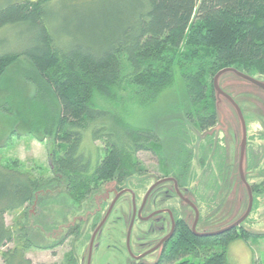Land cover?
Here are the masks:
<instances>
[{
    "label": "trees",
    "instance_id": "trees-1",
    "mask_svg": "<svg viewBox=\"0 0 264 264\" xmlns=\"http://www.w3.org/2000/svg\"><path fill=\"white\" fill-rule=\"evenodd\" d=\"M49 3L13 1L0 8V32L18 36L14 49L0 53V83L15 64L27 72L34 86L29 103L38 120L30 133L54 145L52 177L27 176L18 167L4 166L17 174L0 178V252L5 264H31L25 256L32 246L29 207L37 200L43 204L45 194L57 186L68 194L70 206L79 209L105 183L116 181L124 189L129 178L146 175L137 157L140 151L157 155L162 177H174L181 188L195 178L191 166L175 159L178 154L166 161L154 130L128 125L113 111L98 107L96 94L115 98L118 89L129 90L142 100H154L178 69L188 97L185 114L205 129L218 121L213 81L218 71L233 67L253 77L264 73V0H91L88 22L72 28L67 24L62 33L49 22ZM25 30L27 36L20 37ZM11 100L9 95L12 107ZM107 120L114 126L107 127ZM87 133L92 143L103 142L104 156L98 148L95 155L82 150ZM177 133L180 128L172 130ZM210 177L217 187L215 171ZM251 187L256 205L264 185ZM19 209L24 218L14 227L6 225L5 214ZM172 212L174 236L154 264H229L233 241L248 243L252 236L263 235L243 223L217 235L198 236L175 206ZM8 243L16 246L2 250ZM67 258L78 260L73 252Z\"/></svg>",
    "mask_w": 264,
    "mask_h": 264
},
{
    "label": "rangeland",
    "instance_id": "rangeland-1",
    "mask_svg": "<svg viewBox=\"0 0 264 264\" xmlns=\"http://www.w3.org/2000/svg\"><path fill=\"white\" fill-rule=\"evenodd\" d=\"M13 1L23 0H0V8ZM90 3L91 0H50L49 22L61 33L66 29L67 24L69 28L86 24L89 20ZM24 34L20 37L27 36L26 30ZM17 37V34L9 30L0 32V41L5 40L0 45V53L14 49L13 41ZM26 76L27 72L15 64L5 82L0 83V178L2 175H17L16 171H9L4 166L18 167L25 171L27 176L31 175V172L36 176H54L51 163L54 148L52 140L40 141L30 133L33 126L38 124V120L36 121L33 114L34 106L29 103L32 101L34 86ZM254 77L264 83V73ZM219 86L222 92L239 106L245 120L246 180L251 185L260 183L264 179V166H249L248 150L252 143H258L264 154V90L233 72L224 73L219 79ZM9 95L12 98V107L8 101ZM115 95V98H106L96 94L97 106L113 111L128 125L151 128L161 140V150L166 161L167 157L178 154L175 159L180 158L182 159L180 163H185L184 153H179L178 149H175V146H181L182 136L177 133L175 134L177 136L171 137L175 127L179 126L180 132L184 129L182 124H185V116H187L185 114L187 91L178 69L172 83L166 86L154 100H142L133 96L129 90L118 89ZM217 113L218 126L213 134L216 140L219 139L224 159L223 166L220 169L217 166V170L215 169L217 180L215 194H213L214 188L211 187V184L215 183L210 174H203L202 167L198 166L197 154L193 156L195 166L191 169L196 173L194 180L197 181L190 185L192 189L190 192L193 195L189 196L195 197L200 209L197 225L199 232L216 231L234 223L242 217L248 206V190L241 182L239 166H236L243 138L241 119L231 100L222 95H219ZM106 125L114 126L111 120H107ZM82 146L86 155H95V150L98 148L99 153L104 156L103 142L98 140L92 143L90 133L85 135ZM137 157L144 166L143 172L147 174L129 178L122 187L134 191L136 206L139 209L148 188L158 176H164V172L161 170L157 155L153 152L140 151ZM208 161L209 159L206 164L209 163ZM261 161H264V155ZM19 178L24 180L25 177L19 176ZM55 188V191L45 194L47 197H44L43 204L40 205L37 200L29 207L34 217L31 223L29 221L27 234L32 246L26 250L25 256L30 259L31 264H57L72 251L78 258L79 264H87L91 236L111 202L121 191L119 185L116 181L105 183L95 197L82 204L79 209L70 206L71 201L64 189L59 192L61 187ZM209 188L211 191L207 190ZM173 206L191 225L194 211L187 204L181 203L175 194L172 182L165 181L153 191L141 216L146 217L162 208L172 210ZM99 214V218H96ZM132 216L133 199L131 193L125 192L117 199L95 237L90 264H137L136 257L153 248L171 229L170 217L166 213H159L148 220L136 217L128 248L126 239ZM23 218L24 213L21 209L7 212L4 216L6 225L10 227H14L15 223ZM76 225H80L78 235L71 232ZM244 225L249 231L263 235L252 236L248 243L241 239L233 241L228 249L229 264H264V198L258 199ZM58 241H61L60 246L57 245ZM15 246V243H8L2 250L13 249ZM159 255L160 250H157L142 258L140 262H153ZM0 264H5L1 252Z\"/></svg>",
    "mask_w": 264,
    "mask_h": 264
},
{
    "label": "water",
    "instance_id": "water-1",
    "mask_svg": "<svg viewBox=\"0 0 264 264\" xmlns=\"http://www.w3.org/2000/svg\"><path fill=\"white\" fill-rule=\"evenodd\" d=\"M226 72H233L236 75H238L239 77L245 79L246 81H248L250 83L257 85L258 87H260L263 90H264V83L259 81L257 78L250 76L248 74H245L243 72H240L239 70H237L233 67H225V68L221 69L214 76V80H213L214 81V88H215L216 96H217V106H218L219 95L227 97L229 100H231V102L235 106V108L239 114V117L241 119L242 129H243V138L241 141V149H240V153H239V174H240L241 182L247 187V190H248L249 198H248V206H247L246 212L242 215V217H240L234 223H232V224H230L224 228L217 229L216 231L199 232V231H197V225H198L199 218H200V209L197 205V200L195 199L194 196L193 197L189 196V195H193L190 192V190H192V189L190 187H188V190L187 189L185 190V187L181 188L178 184V181L174 177L168 176V177L159 178V179L157 178L156 181H154V183L148 188L147 192L143 196L142 204H141L139 209L136 206V195H135L134 191H131L130 189L124 188L120 192L117 193L116 197L111 202L110 207L108 208V210L105 213L104 217L102 218L101 222L98 224V226L96 227V229L94 230V232L92 234L90 244H89V254H88L89 256H88L87 264H90L94 240H95V237H96L98 231L101 229L104 222L107 220V218H108L110 212L112 211L117 199L125 192L131 193V196L133 199V216H132V219H131V222L129 225V229H128V233H127V239H126L128 248L130 247V236H131V231H132L136 217L142 218L144 220H148L151 217H153L159 213H166L167 215H169L170 221L172 224L170 232L160 242H158L153 248H151L150 250H147L146 252H143L142 254L138 255L136 257L137 260H141L142 258L146 257L147 255L154 253L157 250L161 249L165 245V243L168 241V239L173 235V233L175 231L176 221H175L174 214H173L172 210L169 208L158 209L146 217L141 216L142 210L144 209L145 204L147 203L149 197L152 195L153 191L157 188V186H159L161 183H163L165 181L172 182L175 194L180 199L181 203L187 204V206L191 207L192 210L194 211L195 215H194V219L192 221V224L190 225V228H191L192 232L198 236H212V235H217V234L223 233L225 231H230L231 229L242 225L244 223V221L248 218V216L250 215L252 208H253L254 196H253L251 184H249L247 182L246 177H245V173H244V166H245L246 153H247V151H246L247 130H246L245 120L243 118V114H242L241 109L234 102V100H232L229 96L225 95V93L222 92V90L219 86V79ZM149 263H151V262H149Z\"/></svg>",
    "mask_w": 264,
    "mask_h": 264
},
{
    "label": "flooded vegetation",
    "instance_id": "flooded-vegetation-1",
    "mask_svg": "<svg viewBox=\"0 0 264 264\" xmlns=\"http://www.w3.org/2000/svg\"><path fill=\"white\" fill-rule=\"evenodd\" d=\"M185 117H186L185 124H182V126H184L183 127L184 129L181 130V132L179 134L180 136H182V143H181V146H175V149H178L177 151L179 153L180 152L184 153L185 163L183 164V166H191V167L195 166L194 162H193L194 161L193 156H194V154H197V155H199L198 166L202 167L203 174L212 175V172L215 171L217 166H219V169L223 166V159H224V156L222 154V147H221V144L219 143V139L216 140V138L214 137V134H213L216 131V127L218 126V124L216 122L212 126H209L205 129H200V128H198L197 124H195V122L193 121V119H196V118H193L192 116H188V115ZM177 120H179V119H177ZM175 128H179V126L175 127ZM190 128L193 130H191ZM172 136L175 137L177 135L172 134L171 137ZM253 138L255 139L256 136H254ZM178 144L179 143H177V145ZM240 149H241V145H240ZM240 149H239V151H240ZM203 153H204V155H203ZM248 155H249V159H248L249 160V166H264V161H261V158L264 154H262L260 144L252 143L249 147ZM207 159H209L208 164H206ZM236 166H239V160H238V163ZM159 178H164V177L158 176V179ZM195 181H197V180H194V178L188 180V186L190 187V185L195 183ZM260 183H262L264 185V179L262 181H260ZM253 184H257V183H253ZM211 187L214 188L213 194H215V192H216L215 191V187H216L215 184H211ZM186 189L188 190V187H185V190ZM120 190H122V189H120ZM207 190L211 191V188H209ZM213 194H212V196H213ZM262 198H264V195L262 196ZM253 206H254V204H253ZM99 216H98V218H99ZM170 230H169V232H170ZM175 230H176V227H175ZM79 232H80V227H79V225H76L73 233L75 235H78ZM174 233H175V231H174ZM174 233L168 239V241L165 243V245L161 249H159L160 255L158 256L157 260H155L151 263H149L148 261H144L142 263L140 261L143 259H141V260H138L137 264H154V263H157L160 259V256L162 255L163 251H165L167 243L174 236ZM59 244H61V242L57 243V245H59ZM68 253L72 254V251H70ZM78 263H79V260H76L73 258H67V256L64 257L62 260H59L57 262V264H78Z\"/></svg>",
    "mask_w": 264,
    "mask_h": 264
}]
</instances>
